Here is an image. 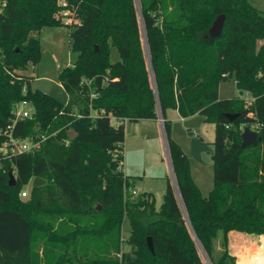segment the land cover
Returning <instances> with one entry per match:
<instances>
[{
    "label": "trees",
    "instance_id": "1",
    "mask_svg": "<svg viewBox=\"0 0 264 264\" xmlns=\"http://www.w3.org/2000/svg\"><path fill=\"white\" fill-rule=\"evenodd\" d=\"M0 1V126L14 102L28 99L33 111L18 133L50 135L35 152L0 158V264H205L199 248L225 264L234 258L231 231L264 234V13L251 0H63L73 24L56 18L59 0ZM219 14L222 32L209 41ZM59 24L76 54L59 73L64 103L32 90L25 73L40 59L33 33ZM231 78L250 105L219 97V82ZM174 109L215 123L206 196L170 136ZM158 117L176 187L168 179L155 208L151 192H130L121 162L123 121ZM250 125L261 140L242 147Z\"/></svg>",
    "mask_w": 264,
    "mask_h": 264
},
{
    "label": "rangeland",
    "instance_id": "2",
    "mask_svg": "<svg viewBox=\"0 0 264 264\" xmlns=\"http://www.w3.org/2000/svg\"><path fill=\"white\" fill-rule=\"evenodd\" d=\"M253 6L264 13V0H251ZM66 25L44 27L34 35L39 37L40 59L35 69H27V75L34 76L29 80L32 90L38 89L54 97L57 101L65 102L66 92L59 83V73L66 65H71L76 54L70 51ZM142 44L145 47L144 37ZM117 57L113 53V58ZM220 98L241 96L251 98L249 94L240 93L235 81L222 80L218 84ZM170 119V136L179 143L186 154L190 175L203 196L209 193L213 186V153L212 141L215 126L213 122L195 113L185 118L180 117L175 109L168 111ZM113 122V119H111ZM124 122V155L122 170L133 184L136 193L151 192L154 206L158 208L163 201V192L169 179L176 187L171 171L170 160L166 147L164 132L157 126H151L141 121L125 120ZM207 158V159H206ZM31 182L22 186L28 198ZM129 232V222L126 219L122 225V238L126 239ZM232 232V231H231ZM229 233L228 249L233 259H227L225 264H264V234L231 235ZM124 242V241H123ZM122 243V249L128 246ZM218 248V245H217ZM199 255L205 264H211L204 251L199 248Z\"/></svg>",
    "mask_w": 264,
    "mask_h": 264
},
{
    "label": "built area",
    "instance_id": "3",
    "mask_svg": "<svg viewBox=\"0 0 264 264\" xmlns=\"http://www.w3.org/2000/svg\"><path fill=\"white\" fill-rule=\"evenodd\" d=\"M60 7L55 12L56 18L59 19L64 24L77 23L78 20L72 17L69 9L67 8V3L63 0L58 1ZM4 5V2L0 1V8ZM33 70V65L29 67ZM24 90V89H23ZM253 98L245 99L246 105H250ZM33 111V105L28 99H21L14 102L9 108V121L0 126V158H6L14 156L16 154H22L27 152H35L41 144L50 136L48 133L42 130H38L33 135L21 136L18 133V123L26 118H30ZM101 112H104L102 110ZM113 122L118 124L114 117H112ZM162 121V119H160ZM246 127V126H245ZM254 130V126H247ZM244 128V126H243ZM242 128V130H243ZM67 143V141H66ZM132 194L136 193V190L129 189ZM19 196L25 198L27 192L25 190L19 191Z\"/></svg>",
    "mask_w": 264,
    "mask_h": 264
},
{
    "label": "water",
    "instance_id": "4",
    "mask_svg": "<svg viewBox=\"0 0 264 264\" xmlns=\"http://www.w3.org/2000/svg\"><path fill=\"white\" fill-rule=\"evenodd\" d=\"M224 20H225L224 14H219L215 18V20L213 21V23L210 25V27L207 30L206 38L209 41H211V40L213 41L215 38L220 37V34L222 32V29H223ZM236 115L237 114H235V113H226L225 114L227 119L230 121H232L236 117ZM70 136L73 138V137H75V134L73 132H71ZM240 137H241V141H242L241 142L242 147L250 146L252 144H255L257 141L261 140V137L257 134V132L255 130L247 127V126L243 128ZM8 175H9V180H8L9 185L15 186L16 180H15V176H14L13 172L9 171ZM146 241H147V246H148L149 250L153 253V245H152L151 238L148 236L146 238Z\"/></svg>",
    "mask_w": 264,
    "mask_h": 264
},
{
    "label": "crops",
    "instance_id": "5",
    "mask_svg": "<svg viewBox=\"0 0 264 264\" xmlns=\"http://www.w3.org/2000/svg\"><path fill=\"white\" fill-rule=\"evenodd\" d=\"M176 113H177V111H176ZM178 114V113H177ZM179 115V114H178ZM138 121H141V125H143V123H144V125L145 124H149V122L151 121V126H157L158 128H160V130L161 131H163V125H162V121L160 120V118L158 117L157 119H138ZM124 142V141H123ZM123 156H125L124 155V143H123ZM135 190V189H134ZM231 235L232 236H234V235H242L241 233H239V232H236V231H232L231 232Z\"/></svg>",
    "mask_w": 264,
    "mask_h": 264
}]
</instances>
